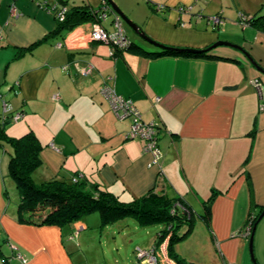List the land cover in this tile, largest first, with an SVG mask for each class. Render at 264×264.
<instances>
[{
    "label": "crops",
    "instance_id": "1",
    "mask_svg": "<svg viewBox=\"0 0 264 264\" xmlns=\"http://www.w3.org/2000/svg\"><path fill=\"white\" fill-rule=\"evenodd\" d=\"M43 1L0 0V129L5 125L11 138L28 132L38 138L41 164L34 182L79 175L101 183L121 202L154 189L180 197L192 211L203 209L216 191L210 229L198 218L195 226L202 223V231L195 235V228L176 245L177 255L185 264H254L246 251L250 236L241 232L249 214L264 207V98L252 84L258 81L264 93V75L228 47L210 51L213 58L177 51L163 56L128 51L112 57L111 49L98 42L70 49L65 39L71 36L55 33L58 22L41 6ZM151 1L144 2V18L130 19L153 41L198 51L228 42L264 68L263 30L239 17L229 24L221 16L217 21L207 18L198 11L199 0ZM13 4L17 17L11 14ZM261 9L264 0L252 15L245 8L239 13L252 17ZM105 25L112 30L109 21ZM127 36L149 53L162 51ZM88 66L93 72L85 76ZM106 84L131 100L143 121L160 124L162 157L157 165H151L143 141L125 139L131 118L116 117L102 95ZM4 104L10 110L6 118ZM19 112L22 118L14 121ZM11 154L9 145L0 146V264H23L17 255L27 259L25 264H110L105 247L119 245L116 235L135 244L133 264L138 249L155 250L159 264H176L168 252L169 237L157 243L164 229L159 224L162 228L154 235L148 231L151 226L141 227L132 218L133 223H126L127 218L106 226L101 219L84 217L64 227L19 223L17 203L12 204L8 193ZM83 234L89 235L82 241ZM92 239L103 256L98 252L90 260L88 252L95 245L84 243ZM254 256L264 264V218L255 232ZM124 264H130L129 257Z\"/></svg>",
    "mask_w": 264,
    "mask_h": 264
},
{
    "label": "trees",
    "instance_id": "2",
    "mask_svg": "<svg viewBox=\"0 0 264 264\" xmlns=\"http://www.w3.org/2000/svg\"><path fill=\"white\" fill-rule=\"evenodd\" d=\"M94 10L88 5L71 9L66 21L59 23L56 34H68L77 26L92 20ZM264 9L259 10L252 17L240 20L247 26L264 31ZM106 28H108L106 26ZM109 30V29H108ZM110 31V30H109ZM127 33V32H126ZM129 40V45L123 50H117L113 57L120 56L128 51L143 55H168L169 50L159 53H149ZM184 53V52H183ZM208 53L188 54L186 56L213 58ZM216 59V58H215ZM264 98V93H263ZM23 115L22 112H19ZM0 129V146L7 144L12 149L8 166V176L13 180L19 194L17 205V220L19 223L55 225L64 227L81 220L87 215L99 214L102 225L106 226L118 220L132 218L141 227L162 225L158 234L157 243L160 244L168 236V252L176 264H185L177 255L175 246L184 242L193 233L196 216L192 209L180 197L171 198L166 194L155 193L154 189L145 196L131 202H121L118 197L107 191L97 181H88L79 178L77 182L70 180L52 179L41 184L33 180L34 171L40 166L42 146L33 132H28L19 138L8 137L4 129ZM217 192L203 203V213L198 218L208 229L211 227L212 205ZM264 207L257 214L250 213L244 230L254 226ZM186 231H180L182 228ZM8 261V259H4Z\"/></svg>",
    "mask_w": 264,
    "mask_h": 264
},
{
    "label": "built area",
    "instance_id": "3",
    "mask_svg": "<svg viewBox=\"0 0 264 264\" xmlns=\"http://www.w3.org/2000/svg\"><path fill=\"white\" fill-rule=\"evenodd\" d=\"M71 0H44L41 6L48 11L59 23L66 21L67 15L70 9ZM94 10V9H93ZM184 11V9H181ZM92 15V20L85 22L77 26L73 31H71V38L65 39V43L70 49H80L83 48V44H90L93 42H98L105 44L110 47V53L113 57L116 51L123 50L128 47L129 40L124 27V23L118 16L110 4L106 0H102L101 7L98 10H94ZM11 14L17 17V9L13 4L11 6ZM246 17L241 16L244 20ZM217 20V19H216ZM109 21L112 30L106 28L105 23ZM67 36V37H68ZM69 42H68V41ZM58 46H62L58 44ZM93 72V67H86L82 73L85 76L91 75ZM253 86L258 90L260 98L263 99V89L258 81L252 82ZM102 95L109 101L111 108L119 119L131 118V126L129 131L125 135L126 140H141L144 142V153L150 154L153 158L151 165H157L158 161L162 157V152L159 147V135L161 131V126L155 122H145L143 121L140 113L135 108L134 103L129 99H124L116 94L115 90L108 86L107 84L102 90ZM5 118L9 110V106L4 104ZM21 113H16L13 115V120L18 121L22 118ZM81 176L73 179L77 182ZM251 228L247 229L246 235L250 236ZM77 235V234H76ZM137 256L139 263L142 264H159V257L155 250H137ZM23 264L27 263V259L22 255H17Z\"/></svg>",
    "mask_w": 264,
    "mask_h": 264
},
{
    "label": "rangeland",
    "instance_id": "4",
    "mask_svg": "<svg viewBox=\"0 0 264 264\" xmlns=\"http://www.w3.org/2000/svg\"><path fill=\"white\" fill-rule=\"evenodd\" d=\"M111 1L115 3L119 7L121 12L129 19H130V16L133 15L134 20H141V18L145 17V14L147 12L148 6L147 7L145 6L144 4L145 0H111ZM150 2L152 3L151 0ZM261 2L262 0H199V3L197 6H198V11L204 14L207 18L218 20V17L221 16L222 19L225 20L224 21L225 24H229V23H233L237 17L240 18L241 16H243V13H239V11L242 10V8H245V11L249 12L252 15L255 12V10L260 6ZM71 3L74 6L89 5L92 9L98 10L101 7L102 0H72ZM125 27H126L125 29L128 35L130 37H133V40L135 41V43L141 44L142 43L141 40H139V38L135 35V33H133L126 25ZM103 45L107 46L105 44ZM107 48L109 49L110 47L107 46ZM8 189H9L8 190L9 200H11L12 204L17 203L18 205L19 199H20L19 194H18V191L16 190V186L14 182L10 179L8 180ZM193 211L196 216V220H198L199 214L203 213L202 209H200L199 207H196V208L194 207ZM84 218L90 221H93L94 219L100 220L99 214L97 213L87 215ZM126 223H133V220L129 218L128 220H126ZM196 224L199 226L197 227L194 226V229L196 228L194 230V233L195 235L197 234L199 235V232H201L203 229L202 227L203 224L200 223L199 221ZM159 228H162V226H158V225L151 226L150 228H148V231L150 230L153 231V234L155 235ZM180 231L181 232L186 231V228L184 227ZM96 234L98 236L99 232L97 231ZM88 235L89 234H83L81 238L82 241L84 237H88ZM114 237L118 239L119 245L115 246L114 250H111L105 247L106 252H107V260H109L108 262H110V264H116L115 262L118 261L119 264H124L125 258L129 257L130 264H133V249H135V244L130 243L132 239H129L127 241V240L121 239L120 237H117V235ZM81 239H78L76 241V244L78 243L81 244L82 242ZM84 244H86L85 246H87L88 244L95 245L94 246L95 252L93 253V250H94L93 248L90 253L88 252L89 259L90 260L94 259L96 256L95 254L100 252L98 244H95L93 239H92V243H89L88 241H86ZM117 248H119V251L116 250ZM254 249H255V237H254ZM246 251L248 252V255L251 257L249 243H247ZM100 253L102 255V250ZM100 259H102V257H100ZM137 262H135V264H137Z\"/></svg>",
    "mask_w": 264,
    "mask_h": 264
},
{
    "label": "water",
    "instance_id": "5",
    "mask_svg": "<svg viewBox=\"0 0 264 264\" xmlns=\"http://www.w3.org/2000/svg\"><path fill=\"white\" fill-rule=\"evenodd\" d=\"M110 6L112 7V9L114 10V12L120 16L121 20L123 21V23L129 28L131 29V31L133 33H135V35L143 42L151 44L157 48H160L162 50H169V51H177V52H188V53H207L212 51L213 49H216L218 47H228V48H232L235 49L239 52H241L247 59L248 61L251 63V65L256 69V71H258L260 74L264 75V68H262L253 58L252 56L245 51L242 47L228 43V42H217L214 45H212L211 47H209L208 49L205 50H192V49H175V48H171V47H166L164 45H161L155 41H153L151 38H149L144 31L136 24L134 23L132 20H130L129 18H127L119 9V7L113 3L111 0H106ZM264 218V208L261 212V214L259 215L257 221L255 222L254 226L252 227L251 233H250V239H249V248H250V253H251V257L253 260L254 264H257L256 260H255V256H254V237H255V232L257 229V226L259 225V223L261 222V220Z\"/></svg>",
    "mask_w": 264,
    "mask_h": 264
}]
</instances>
